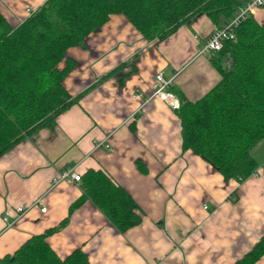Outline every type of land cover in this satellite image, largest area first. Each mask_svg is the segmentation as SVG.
<instances>
[{
	"label": "crops",
	"instance_id": "obj_1",
	"mask_svg": "<svg viewBox=\"0 0 264 264\" xmlns=\"http://www.w3.org/2000/svg\"><path fill=\"white\" fill-rule=\"evenodd\" d=\"M44 2L0 0V13L16 27ZM253 18L264 23V10ZM214 26L201 13L167 38L146 39L113 13L67 50L75 65L63 84L76 101L0 155V257L66 217L48 243L60 257L80 247L90 264H233L252 247L264 232V158L257 176L224 180L182 149L175 108L153 95L156 72L177 100L176 90L195 100L218 81L198 53ZM67 167L104 171L137 203L140 222L120 232L88 198L73 205L79 182L53 183ZM20 204L30 207L7 225L3 212Z\"/></svg>",
	"mask_w": 264,
	"mask_h": 264
},
{
	"label": "trees",
	"instance_id": "obj_2",
	"mask_svg": "<svg viewBox=\"0 0 264 264\" xmlns=\"http://www.w3.org/2000/svg\"><path fill=\"white\" fill-rule=\"evenodd\" d=\"M245 1L45 0L16 27L0 13V155L76 101L63 84L75 65L67 50L84 46L110 14H123L146 39H164L196 14L220 27ZM209 60L219 79L205 94L189 100L174 91L182 149L207 161L224 180L241 181L259 166L251 151L264 139V23L243 20L235 38ZM79 184L83 194L73 205L88 198L120 232L140 222L137 203L104 171L87 169ZM66 219L28 237L0 264H90L80 247L60 257L48 243ZM263 254L264 232L233 264H253Z\"/></svg>",
	"mask_w": 264,
	"mask_h": 264
},
{
	"label": "built area",
	"instance_id": "obj_3",
	"mask_svg": "<svg viewBox=\"0 0 264 264\" xmlns=\"http://www.w3.org/2000/svg\"><path fill=\"white\" fill-rule=\"evenodd\" d=\"M261 8L264 10V0H246L242 4L238 5L234 15L222 26H214L208 38L204 41L202 46L198 49L199 54H204L211 56L218 50L222 48L223 42L228 39L235 38V29L236 27L246 18L253 17L255 10ZM28 15H30L34 10L31 8H26ZM171 83V79H166L161 72H156L153 76V95L158 96L162 100L166 101L173 108H177L179 102L175 95L168 91V87ZM108 146L107 144H105ZM259 174V166L255 171H253L250 176H257ZM80 174L75 171L74 167H67L61 170L56 178H54L53 183H58L60 181L66 182H79ZM30 206L20 204L16 206L13 211L5 210L3 212L2 219L7 223V225H12V223L21 217ZM206 208V205H204ZM41 210L44 211L45 207H41ZM9 217H13L9 221Z\"/></svg>",
	"mask_w": 264,
	"mask_h": 264
},
{
	"label": "rangeland",
	"instance_id": "obj_4",
	"mask_svg": "<svg viewBox=\"0 0 264 264\" xmlns=\"http://www.w3.org/2000/svg\"><path fill=\"white\" fill-rule=\"evenodd\" d=\"M252 155L258 160L263 161L264 158V139L258 143L251 151Z\"/></svg>",
	"mask_w": 264,
	"mask_h": 264
}]
</instances>
